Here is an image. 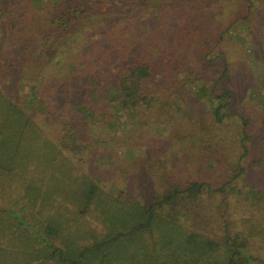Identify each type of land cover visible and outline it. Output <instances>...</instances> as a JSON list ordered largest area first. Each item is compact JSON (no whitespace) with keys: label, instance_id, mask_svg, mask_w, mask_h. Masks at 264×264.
Listing matches in <instances>:
<instances>
[{"label":"rangeland","instance_id":"374dc122","mask_svg":"<svg viewBox=\"0 0 264 264\" xmlns=\"http://www.w3.org/2000/svg\"><path fill=\"white\" fill-rule=\"evenodd\" d=\"M13 1L0 0V9ZM253 1L247 22L241 18L246 10L240 0H71L79 12L64 36L62 29L50 30V38H34L32 54L17 60L9 53L3 62L7 92L44 126L49 139L71 143L65 152L53 148L51 163L40 170L37 159L3 167L15 178L0 183V207L26 204L24 197L33 181L51 194L59 183L64 196L57 195L55 205L64 200L65 217L73 215L68 220L86 231L77 242L87 243L105 229L96 205L86 208L75 198L82 180L97 183L105 195L117 198L116 203L141 197L151 204L153 188L162 191L166 185L194 180L218 185L239 174L243 166L234 184L245 192L253 186L262 189L264 0ZM236 11L241 19L225 34ZM0 20L8 21V16ZM4 31L0 29V47L12 50L9 40L22 37ZM72 35L78 41L67 53L59 51L68 62L64 72L60 70L64 64L54 63L40 72L48 51L57 55L63 38ZM43 36L42 31L38 37ZM26 38L21 42L30 43L32 38ZM23 61L27 63L21 67ZM142 61L150 63L153 71L146 85L149 103L136 110L122 107L112 99L118 74L127 64ZM75 66L83 67L84 73L77 74ZM204 86L207 93L200 96ZM227 90L232 92L227 101L216 99ZM36 94L41 96L33 103ZM81 103L96 111L87 121L77 111ZM221 103L223 120L218 121L214 112ZM62 127L72 129L76 143L63 137ZM229 200L230 220H263L264 206L247 203L245 195L234 194ZM80 208L83 215L76 212ZM0 245L10 243L3 239ZM6 247L17 251L12 245Z\"/></svg>","mask_w":264,"mask_h":264},{"label":"trees","instance_id":"16d2710c","mask_svg":"<svg viewBox=\"0 0 264 264\" xmlns=\"http://www.w3.org/2000/svg\"><path fill=\"white\" fill-rule=\"evenodd\" d=\"M222 1L224 0H220ZM240 1L246 12L242 17L240 11L235 12L237 17L233 18L225 34H228L234 22L241 18L247 22L251 19L254 1ZM70 2L71 0H14L3 10L0 9V17L8 16V21L0 20V29L13 32L22 37V41H27L26 36L32 38L27 44L12 37L9 41L14 49L5 50L0 47V71L3 73L0 78L1 184L4 180L8 181L9 176L12 180L15 178L3 167L24 166L23 158L28 156L40 159L37 161H41L39 165L42 168V165L51 163L53 148L57 152H65L71 143L62 139L58 142L49 139L43 130L44 126L38 125L7 92L5 82H8V77L4 74L7 66L3 63L9 53H14L17 60H23L26 53L32 54L31 47L35 45L33 42L40 38H50V30L55 33L62 29L64 36V32L72 25L73 15L79 12L77 5ZM60 4L64 5L63 9L59 8ZM251 25L254 26L253 21ZM42 31L44 36L38 37ZM225 34L221 38L226 37ZM76 41L78 38L74 35L63 38L62 48L57 50V55L53 56L48 51L45 56L47 62L39 71H46L54 63L57 66L64 64L60 68L64 72L68 62L65 61L66 57L61 59L59 51L67 53ZM59 54L61 56L56 58ZM23 62L21 67L27 63ZM75 68L78 70L77 74L84 73L83 67ZM228 70L227 67L224 76ZM152 72L151 64L146 61L124 66L118 74L113 101L134 110L148 105L146 85L152 78ZM81 80L82 77H79L77 83ZM207 90L204 86L200 96L206 94ZM40 96L34 95L31 102L36 103ZM231 96L230 90L225 91L224 95H215L216 99H226L225 101ZM223 106L221 103L215 108L218 121L223 120ZM76 108L83 114L85 121L96 114L86 103L78 104ZM39 113L42 114L41 111ZM61 132L64 133L63 137L71 138L72 143L77 142V135L72 129L62 127ZM244 147L247 153L246 144ZM42 150L49 152H40ZM244 170L241 166L239 174L218 185L194 180L166 185L162 191L153 188L150 194L153 199L151 204L141 197L116 203L114 200L117 198L105 195L106 192L97 183L82 180L75 198L80 206L87 208L91 204L96 205L98 217L105 229L87 243L84 240L77 242L78 237H84L86 231L81 224H72L68 220L73 215L65 217L68 215V207L61 206L64 205V200L58 206L55 205L57 195L62 198L64 196L61 184L58 183L51 194L43 191L39 182L33 183L34 186L31 184L28 187L24 197L28 199L29 208L25 203H21L24 207H19L17 203L0 207V241L5 239L13 248H17V251L9 250L6 246L10 245H0V264H264V217L262 221L256 217L242 218L236 222L230 220L229 197L234 194L245 195V201L249 204L264 206V185L262 189L253 186L245 192L234 184ZM14 191L15 189L13 193ZM7 193L10 196L11 191ZM31 200H34L33 213L30 211ZM53 209L54 212L50 214ZM76 212L83 215L85 210L80 208ZM32 215L33 224L27 220Z\"/></svg>","mask_w":264,"mask_h":264},{"label":"crops","instance_id":"0c3cea01","mask_svg":"<svg viewBox=\"0 0 264 264\" xmlns=\"http://www.w3.org/2000/svg\"><path fill=\"white\" fill-rule=\"evenodd\" d=\"M23 160H25V161H27V162L30 163V160H34V159H33L32 157H28V156H26V157L23 158ZM37 160H40V159H37ZM39 164H40V163H38L39 170L42 169V168H44V165H42V168H41V166H40ZM33 168H35V167H33ZM27 170H28V168H27ZM32 172H33V171H32ZM31 184H33V182H32ZM32 186H34V184H33ZM32 188H33V187H32ZM33 191H35V188H34ZM29 204H30V207H31V209H32V210H30V211L33 213L34 200L29 201ZM22 207H24V206H22ZM26 207L29 208L27 202H26ZM27 213H28V210H27ZM33 216H34V215L30 216V218L27 216V217H28L27 220L30 221L32 224L34 223V221H33ZM34 218H35V217H34ZM15 231L17 232V230H15ZM5 233H6V230H5Z\"/></svg>","mask_w":264,"mask_h":264}]
</instances>
